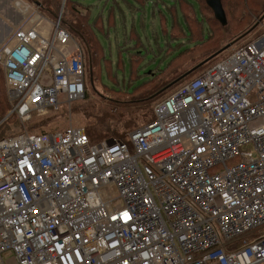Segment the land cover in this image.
<instances>
[{
	"label": "built area",
	"instance_id": "2783aa9c",
	"mask_svg": "<svg viewBox=\"0 0 264 264\" xmlns=\"http://www.w3.org/2000/svg\"><path fill=\"white\" fill-rule=\"evenodd\" d=\"M15 6L33 27L0 44V75L26 123L85 98V60L61 16L44 37ZM154 117L131 147L73 126L1 139L0 264H264V32Z\"/></svg>",
	"mask_w": 264,
	"mask_h": 264
},
{
	"label": "trees",
	"instance_id": "16d2710c",
	"mask_svg": "<svg viewBox=\"0 0 264 264\" xmlns=\"http://www.w3.org/2000/svg\"><path fill=\"white\" fill-rule=\"evenodd\" d=\"M26 1L40 4V8L38 7L40 13L42 12L43 17L50 22L55 23L61 14L60 26L70 33L84 55L87 71L86 91L89 78L93 91L96 93V87L100 85L104 92L103 95L107 97L105 99L100 95L101 102L109 100L113 103V98L123 99L126 102L135 99L137 103L133 106L140 105L147 109L144 110L145 114L152 113L153 117L149 123L155 118L154 108L159 102L169 97L181 86L201 76L215 64L216 58L227 51L229 54L234 51V49H228L204 65H199L208 56L211 54L213 56L229 45L228 18L233 19L237 16L242 19V23L246 18H251L249 16L251 9L248 8L250 4L246 0H221L228 22L225 27L216 20L206 0H67L65 5L63 0ZM63 5V10H61ZM206 12H210L213 17L208 19ZM211 20L217 23L219 33L210 26ZM257 28L252 32H255ZM123 32H130V40L120 42ZM262 33H255L252 39L243 44L241 41L250 34L241 41L239 40L238 48L248 45ZM206 43L209 44L206 45ZM229 54H225L224 58ZM115 62H118L119 71L125 72L127 68L129 69V74L125 73L123 76V79H129V85L141 82L132 93H124L123 90L126 87L119 85L121 74H113ZM162 62H165L163 67ZM150 65L154 66L152 73L143 74V70ZM103 77L118 86L119 91L109 88L103 82ZM156 93L160 94L150 99ZM79 102L74 103L76 114L82 115L79 110H83L86 111V116L89 115L88 112L96 111L101 116L103 115L100 110L101 106L98 103L95 104L94 100L84 102L85 105H80V109L77 105ZM11 111L7 85L1 74L0 140L6 138L5 136L11 131L16 119L19 120L15 114L9 115ZM33 117L36 118L37 115ZM40 123L32 122L34 125ZM113 129L110 126L100 133L92 127H88L87 130L84 128L91 143H94L91 132L94 133L93 135H103L108 140L114 137L119 142H126L119 138L116 130ZM54 132L56 131L45 133Z\"/></svg>",
	"mask_w": 264,
	"mask_h": 264
},
{
	"label": "rangeland",
	"instance_id": "374dc122",
	"mask_svg": "<svg viewBox=\"0 0 264 264\" xmlns=\"http://www.w3.org/2000/svg\"><path fill=\"white\" fill-rule=\"evenodd\" d=\"M23 1H25L26 5L27 4L28 5H34L36 7V5L34 3L28 2L26 0H23ZM65 1H67V0H63L64 5H65ZM246 1L248 4H250V7H248V8L251 9L250 15H249L251 18H246L244 20V23H242L241 22L242 19L237 17V16H236V18H233V19L228 18V20H229V25H228L229 27L228 28L230 31V32H228L229 38H230L229 44L234 42V41H237L240 38V36L246 34V32L249 31V29L254 24H257L258 22L262 21L264 18V0H246ZM15 2H16V0H0V18L5 19L6 21H10V18L12 17L8 13L10 7H11L10 8L11 10H13L12 8H15L17 11L20 12V10L18 8H16V6H15ZM64 5L62 6L61 10H63ZM246 7H247V4H246ZM206 14L208 16V19H211L213 17L210 12H206ZM8 17H9V19H8ZM32 18H33V16L30 15L28 17V20H31ZM53 24H54V22H50L48 19H46L44 17V22L42 24V27L38 28L37 31L44 37H48V36L50 37V35L52 33V25ZM24 25L30 26V24L26 23V22ZM26 26L24 27V29H28V27H26ZM210 26L213 28V30L215 32L219 33L220 29H219L216 22L211 20ZM263 30H264V22H261L260 26L257 28V30L255 32H252L248 37H246L242 41L240 40L241 44L245 43L249 39H252L255 33L256 34L262 33ZM0 31H1L0 36H2V37H6V35L9 33V30L7 29L6 25H2L1 22H0ZM217 36H219V35L217 34ZM130 38H131L130 32H127V33L123 32V35L120 38V42L128 41V40H130ZM6 39L7 38H5L3 41H1V37H0L1 43L6 41ZM240 41H237L230 49H232V50L238 49ZM208 44L209 43H206V45H208ZM225 54H229L228 51ZM225 54L216 58L214 60V63L216 64L217 62L221 61L224 58ZM211 56H212V54L210 56H208L205 60H203L199 65H203ZM117 64H118V62L114 63L113 74L114 75H116L117 73L121 74L120 79H119V83H120L119 85L125 86L126 88H125V90H123V92L130 94L135 90V88L137 86H139L141 84V82L138 84L129 85V79L128 78L123 79V76L125 75V73L129 74L128 73L129 69L127 68L125 70V72H123L122 70L119 71V69H118L119 66ZM164 65H165V62H162L161 66L163 67ZM145 69L146 70H143V74H147V73L150 74V73H152L154 66L150 65L148 68H145ZM86 73H87V71L85 68V75H86ZM88 74L90 75V71H88ZM103 82L105 84H107V86L109 88H113L115 91H119V90H117L118 86L113 84V82L108 80L106 77H103ZM108 83H110V84H108ZM97 86L98 87H96V93H95L93 91V89L91 88L92 85H91V82L88 78L87 79V91L85 94V98L83 99V101L77 103V105H79V109H80V105H82V106L85 105L84 102L94 100L95 104L98 103V105L102 107V108L100 107L101 113L103 114L102 116H101V114H99L98 111L93 112V113L88 112V114H89L88 116L85 115L86 111H83V110H79V111H81L82 115L80 113L76 114L75 113L76 111L74 110V106L76 104L74 105V103H73L70 106L63 105V107L57 111L52 110L43 116L37 115L36 118L33 117L34 118V119L32 118L33 120L30 119L26 123H22L20 120L16 119V122L12 125L13 127H12L11 131L5 137L16 135L22 131H27V132H31L34 134H38V133H43V132L45 133V132H53V131L63 130V129L68 128L70 126L83 127V129L85 128L86 130L88 127H92V128H94V130L96 132L101 133V131L104 130L105 128L112 126L114 128L113 130H116L117 136L119 138L123 139L124 141L126 140V142H128L129 146L131 147V144L128 141L129 134L132 131H134L135 129L149 124L151 118L153 117L152 113L150 112V113L145 114L144 110H147V109H145V107H141L140 105L133 106L134 103H137V102H135L136 101L135 99L126 102L123 99H114L113 98L112 99L114 101L113 103H110L109 100H106V102L105 101L101 102V100H100L101 96H103L105 99H107V97L103 95L104 92L101 90L100 85H97ZM95 94H97L98 96H96ZM159 94L160 93H156V95L152 96V98H150V99L156 98ZM60 98H62V96H60ZM9 115H11V112ZM113 115H115V117H113ZM32 122H34V123L42 122V123H40L39 125H34V124H32ZM93 134L94 133H92V132L90 133V135L92 137V141L95 144H99L102 141H107V142L119 141L118 139H115L114 137H112L108 140L106 137H103V135H99V134L93 135ZM231 164H232L231 162H228L229 166H231ZM221 169H222V167H219L215 170H212V172H214V171L219 172ZM101 196H102L104 201L114 200V199L118 198V191H117L116 186L109 185L107 188H103L101 191ZM117 203L118 202H115L114 204H117ZM260 233H264V228L257 232L258 235Z\"/></svg>",
	"mask_w": 264,
	"mask_h": 264
},
{
	"label": "water",
	"instance_id": "95a60500",
	"mask_svg": "<svg viewBox=\"0 0 264 264\" xmlns=\"http://www.w3.org/2000/svg\"><path fill=\"white\" fill-rule=\"evenodd\" d=\"M33 3L37 7L40 8V4H38L36 2H33ZM206 3L211 8V10L213 11L216 20L219 21L223 27H225L228 22H227V18H226L225 11L223 9V5H222L221 0H206ZM261 22L262 21L258 22L252 29H250L246 34H244L242 37H240L237 41H239V40L243 39L244 37L248 36L252 31H254L257 28V26L260 25ZM237 41H234V42L230 43L229 45H227L225 48H223L222 50H220L219 52H217L216 54L211 56L206 62H208V61L212 60L213 58L217 57L222 52L230 49ZM200 66H198V67H200Z\"/></svg>",
	"mask_w": 264,
	"mask_h": 264
},
{
	"label": "crops",
	"instance_id": "0c3cea01",
	"mask_svg": "<svg viewBox=\"0 0 264 264\" xmlns=\"http://www.w3.org/2000/svg\"><path fill=\"white\" fill-rule=\"evenodd\" d=\"M10 8H9V11H8V13L12 16L10 18V21H6L5 19L0 18V22L2 23V25H6L7 29L9 30V33L6 35V37L0 36L1 37V41H3L5 38H8V36L11 33H13L14 31L22 29V28H24L26 26V25H24L25 24L24 15L21 12L17 11L15 8H12L13 10H11ZM8 19H9V17H8ZM43 22L44 21H42L40 23V25L38 27H36L37 30H38V28L42 27ZM26 27H28V29H29V28H31L33 26L30 25V26H26ZM0 33H1V31H0ZM1 41H0V43H1Z\"/></svg>",
	"mask_w": 264,
	"mask_h": 264
}]
</instances>
